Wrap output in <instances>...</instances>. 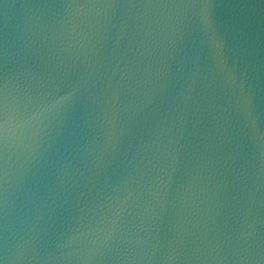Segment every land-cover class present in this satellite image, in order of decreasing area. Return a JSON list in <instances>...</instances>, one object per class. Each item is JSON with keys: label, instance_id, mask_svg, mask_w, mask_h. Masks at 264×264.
Here are the masks:
<instances>
[{"label": "water", "instance_id": "obj_1", "mask_svg": "<svg viewBox=\"0 0 264 264\" xmlns=\"http://www.w3.org/2000/svg\"><path fill=\"white\" fill-rule=\"evenodd\" d=\"M0 93L4 264H264V0H0Z\"/></svg>", "mask_w": 264, "mask_h": 264}, {"label": "snow or ice", "instance_id": "obj_2", "mask_svg": "<svg viewBox=\"0 0 264 264\" xmlns=\"http://www.w3.org/2000/svg\"><path fill=\"white\" fill-rule=\"evenodd\" d=\"M108 4L113 5V3H108ZM8 125H9V120L7 115L6 97H4L2 93H0V144L4 143ZM0 264H4V262L0 260Z\"/></svg>", "mask_w": 264, "mask_h": 264}]
</instances>
